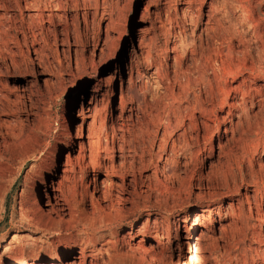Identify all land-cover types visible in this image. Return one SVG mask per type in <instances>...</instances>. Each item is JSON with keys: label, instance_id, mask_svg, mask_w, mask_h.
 <instances>
[{"label": "rangeland", "instance_id": "rangeland-1", "mask_svg": "<svg viewBox=\"0 0 264 264\" xmlns=\"http://www.w3.org/2000/svg\"><path fill=\"white\" fill-rule=\"evenodd\" d=\"M219 1L78 0L28 34L38 46L2 51L0 264H179L194 246L198 264H264V71L236 34L262 16L241 0L230 24ZM95 182V208L111 214L113 195L121 223L83 251L60 228L76 206L90 217Z\"/></svg>", "mask_w": 264, "mask_h": 264}, {"label": "bare ground", "instance_id": "bare-ground-1", "mask_svg": "<svg viewBox=\"0 0 264 264\" xmlns=\"http://www.w3.org/2000/svg\"><path fill=\"white\" fill-rule=\"evenodd\" d=\"M89 2H91V0H89ZM246 2L249 3V5H250V10L247 9L249 11V12L248 11L247 12L250 14L257 13L260 16H262V19H261L262 23H259L258 25L252 27L249 31H247L245 33H242V32H239L236 30V34L238 35V38L240 40L241 45L243 44L242 45L243 47H247V51L245 52L246 58L251 59V61L253 63L257 64L259 70L264 71V49H263V45H264L263 44V40H264L263 39V36H264L263 35V33H264V12L262 11V7L264 8V0H247ZM252 3H253V6H252ZM218 4L221 6L223 11L226 10L223 13L226 14V16H224V17H226V19L229 18V23H230V19H231L232 15H233L232 10H235V9L238 10L239 9L242 11V14L243 13L245 14V11H246V7L243 5L244 3L241 0H220L218 2ZM216 6H217V3H216ZM88 8H89V5L87 4L86 6H84L83 10L86 11ZM0 9L5 14L3 18H0V61H1V60H5V54L2 51H4V50L6 51L8 48L11 49L10 48L11 46H15L19 50H22L23 46L28 47V48L30 45L32 46V48L38 46L39 45L38 41L30 42V40L28 38V34L33 33L36 30H40L42 28L43 21L46 18L50 21H54V19L56 18V16H54L55 12L56 13L59 12L58 10H60V9H63L65 11V13H67V14L71 12V13H75L76 15H78L81 11V5L78 2V0H0ZM214 11L216 12V10H214ZM221 11H219V12H221ZM8 14H10V16L6 17ZM26 14H32V15H30L29 17H26L25 16ZM248 16H250V15H248ZM224 17H223V19L220 20L221 22L219 21V24L223 23V21L225 20ZM191 22H192V20H191ZM253 22H254L253 18H246V22H244L243 24L247 26L249 24L251 25V23H253ZM52 24H53V22H52ZM237 24L239 26V23H237ZM60 25H59V27H60ZM231 26L234 27V25H231ZM231 28H228V29L230 30ZM63 32H65V28H64ZM63 32L61 34H63ZM65 34H67V33L65 32ZM232 36H233V34H232ZM19 37H22L21 42L20 41L18 42ZM245 37H250V39L249 40L247 39L248 41L244 42L242 40L245 39ZM213 72H215V71H213ZM215 73H217V71ZM223 75H224V73L221 75L216 74V79L220 78V80H219L220 83L217 82V84H219L220 87H221V84H223L225 82L224 81L222 83ZM202 95L204 96V103L210 102V99L208 100V98L210 96L208 94V90L204 91L202 93ZM122 101H123V99L120 101L121 104H122ZM0 102H1V98H0ZM125 103H124V105H126ZM211 103H212V101H211ZM119 106H120V104H119ZM192 134L198 135V131H193V130H187L186 131L185 130L182 133V135L178 137L179 143L181 142L183 145H181V148H179L176 151V153H175L176 155L174 154L175 158L177 160H179V158L186 152V150L188 149L190 144H192L191 143ZM194 146L197 148L201 147V145L199 143H196ZM123 150H121V151H123ZM124 153H125V151H124ZM124 156H125V154H124ZM120 158H122V157H120ZM198 166H199V164L194 166V168H196ZM176 168L179 169L180 168L179 165H177ZM30 169H28V171L26 172V176H27V174H29ZM199 169H201V168L198 167L195 171H198ZM123 176H126V175H123ZM136 181L137 180H135L134 183L136 186H138L141 182H138V181L136 182ZM124 183H123V186L121 185L122 188H120V189H124V187L127 185ZM25 184H26V181L24 180L22 186L24 187ZM82 187H83V189H82L81 195H80V203L83 204L86 200L87 201L89 200V202L92 205V214L90 215V217H84L83 213L81 211H79V207L76 206L74 209H70V211H69L70 221L67 223V225L65 224L66 226L64 225L62 228H60V230L68 233V237H70V235L73 233L74 236L76 237L77 245H80L82 247L83 251H89L90 248H94L96 250L97 245L102 244L101 246L103 247V246H106L108 244L106 242V237L110 238L112 236V230L114 228H116V226H118L121 223L119 220V219H121V217H120L121 212H120V210H118V203H116L115 197L113 195H110V194H109L110 196H106V198H104L103 200L107 204L105 209L110 210L111 214L104 215L103 214L104 211H101L100 209L98 210L97 208H95V207H97L96 205L98 203L99 204L102 203V201H100V200L95 201V199H94L95 193L98 190V186L96 185V182L94 183V192L93 193L87 192L88 186H86L84 183H83ZM135 189H137V187ZM137 210H138V212L142 211L141 207H139V206H138ZM63 212H64V210H62V209H60L58 211V213H63ZM112 213H114V214L112 215ZM19 218H20L19 223L21 226H25L26 228H29L28 224H31L34 227L39 228L38 227L39 225H37L38 221H36V220H40L41 217L37 216L35 213L33 214L32 220L28 219L27 215H24L21 213H20ZM133 228H134V226L131 225V230ZM61 236H62V234L58 233L57 235H55L53 237H55V240H59L61 238ZM13 238H15V237H13ZM112 246L115 248V243H113ZM71 249H72V247L67 249L66 253L71 252ZM199 253H201V252H199V249L196 246H194L189 257H186L185 259L180 260L179 264H198L199 263ZM108 259H109L108 264H122V262H123L120 260L121 261V263H120L119 259L117 257H114V256H110V257H108ZM140 263H141V261H140ZM157 263L158 262L155 259H152L151 264H157Z\"/></svg>", "mask_w": 264, "mask_h": 264}]
</instances>
